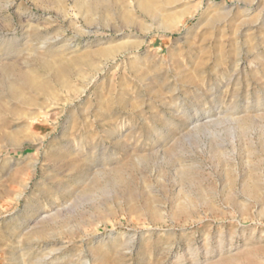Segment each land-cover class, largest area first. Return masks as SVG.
I'll return each instance as SVG.
<instances>
[{
  "label": "rangeland",
  "instance_id": "374dc122",
  "mask_svg": "<svg viewBox=\"0 0 264 264\" xmlns=\"http://www.w3.org/2000/svg\"><path fill=\"white\" fill-rule=\"evenodd\" d=\"M95 2L0 0V264H264V0Z\"/></svg>",
  "mask_w": 264,
  "mask_h": 264
},
{
  "label": "bare ground",
  "instance_id": "6f19581e",
  "mask_svg": "<svg viewBox=\"0 0 264 264\" xmlns=\"http://www.w3.org/2000/svg\"><path fill=\"white\" fill-rule=\"evenodd\" d=\"M98 6H102V4H104V0H96L95 2ZM95 4V5H96ZM97 7V6H96ZM187 175V174H186ZM188 176V175H187ZM250 187V186H249ZM251 188V187H250Z\"/></svg>",
  "mask_w": 264,
  "mask_h": 264
}]
</instances>
